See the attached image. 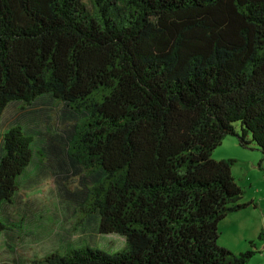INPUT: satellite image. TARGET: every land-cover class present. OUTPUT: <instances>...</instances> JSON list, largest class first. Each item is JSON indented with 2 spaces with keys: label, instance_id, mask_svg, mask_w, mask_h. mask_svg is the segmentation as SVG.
<instances>
[{
  "label": "trees",
  "instance_id": "1",
  "mask_svg": "<svg viewBox=\"0 0 264 264\" xmlns=\"http://www.w3.org/2000/svg\"><path fill=\"white\" fill-rule=\"evenodd\" d=\"M58 107L63 129L41 136L82 181L79 223L94 216L125 246L35 264L254 256L218 245L219 223L255 202H242L236 160L213 153L235 136L264 155V0H0V238L12 248L20 227L1 217L32 183L39 135L21 121ZM12 109L25 114L6 126Z\"/></svg>",
  "mask_w": 264,
  "mask_h": 264
},
{
  "label": "rangeland",
  "instance_id": "2",
  "mask_svg": "<svg viewBox=\"0 0 264 264\" xmlns=\"http://www.w3.org/2000/svg\"><path fill=\"white\" fill-rule=\"evenodd\" d=\"M51 109L50 112L44 109L45 112L29 115L21 121L39 135L33 144L32 183L29 181L23 185L16 203L7 209L11 218L1 217L4 222H15L20 228H13V231L22 237L16 242L17 246L11 244L14 248L9 246L6 238H0V262L3 263L35 264L53 250L65 254L67 248H77L83 243L107 253H115L125 246L118 235L99 234V219L94 216L84 224L79 223L83 216L78 213L79 207L72 195L82 190V181L80 177H71L70 168L63 171L49 160L52 153L50 140L41 136L46 133L53 135L54 130L63 129L59 121L61 108ZM24 114V111L12 109L6 126H9L11 118ZM251 147L244 148L237 137L229 136L213 153V159L217 161L236 160L232 172L244 190L242 202H255V206L232 213L219 223L218 245L236 254L254 251L247 264H264V155ZM21 222L22 225L19 224Z\"/></svg>",
  "mask_w": 264,
  "mask_h": 264
}]
</instances>
